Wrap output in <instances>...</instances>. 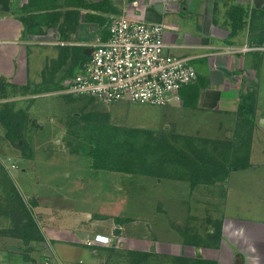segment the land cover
<instances>
[{"label": "rangeland", "instance_id": "374dc122", "mask_svg": "<svg viewBox=\"0 0 264 264\" xmlns=\"http://www.w3.org/2000/svg\"><path fill=\"white\" fill-rule=\"evenodd\" d=\"M193 65L203 74L204 67ZM263 73H253L248 80L249 88L260 93L259 108L264 111ZM47 91L50 90H44ZM24 93L10 91L7 95L18 97ZM14 101L0 102V249L10 252L19 248L17 241L8 238L13 223L2 213L11 215L15 194L10 191L17 188L36 219L43 209L54 212L62 208L54 213L60 220H68L65 223L69 230L74 224H92L94 230H100L90 232L95 237L97 232L116 233L121 224L115 220L123 221V234H119L117 242H110L115 251L123 254V262L128 255L125 253L136 246L133 240L125 241L123 237L135 238L138 233L147 243V253L161 251L151 255L145 264H188L186 260L175 261L193 252L188 245L209 243L218 247L222 239L226 249L232 244L244 256H236L234 264H264V128L260 125L255 126L252 141L245 142L236 138L240 116L202 109L197 104H104L89 96L66 95L61 90ZM259 116L264 115L256 114V119ZM114 127L140 132L139 147H150L142 148L138 155L147 158L146 170H151V175L112 172L111 163L104 164L109 168H96L102 164H96L88 151L96 148L101 130L104 135L107 131L110 134ZM13 133L20 135L19 145L11 140ZM148 133L154 135L151 143ZM230 139L237 145H251L248 168L237 164L229 166L226 173L222 170L223 175L207 174L205 170L195 177L193 169L184 171L180 167V179L177 167L166 165L161 171L158 165L156 143L160 140L168 141L172 152L182 150L196 157L201 165L202 157L190 146L199 150L204 147L210 153L218 150L216 156H222L226 150L221 142ZM73 204L75 211L70 212ZM211 233L214 239L219 235L218 240L209 237ZM83 248L87 258L88 250ZM25 252L12 254L23 257ZM23 261L22 258V264H27ZM0 264L10 262L4 257Z\"/></svg>", "mask_w": 264, "mask_h": 264}, {"label": "crops", "instance_id": "0c3cea01", "mask_svg": "<svg viewBox=\"0 0 264 264\" xmlns=\"http://www.w3.org/2000/svg\"><path fill=\"white\" fill-rule=\"evenodd\" d=\"M95 4L102 6L92 7ZM123 16L164 25L165 41L173 46L169 52L204 67L203 74L198 73L197 82L183 87L179 92L180 102L173 104H197L202 109L237 117L244 97L255 92L256 114L264 115L259 108L262 107L260 93L257 95L249 88L248 80L253 73L264 71V52L244 56L226 53L227 49L264 43V0H0V102L14 103L19 98L63 92L66 83L89 62L95 45L108 40L112 20ZM47 89L50 91L44 92ZM10 91L25 93L15 97L7 95ZM262 118L256 119L258 125ZM10 193L13 194L12 190ZM73 206L68 209L70 212L75 211ZM54 212L43 209L37 219L32 214L43 241H31L27 245L21 239L8 236L18 242L19 252H26L22 257L12 254L18 250L0 249V259L5 257L10 264L13 259L15 264H22V258L27 264H43L53 256L62 264H145L141 254L147 253V243L138 233L135 238L123 237L136 245L125 253L128 255L123 262L120 260L123 254L115 251L114 243L89 247L82 242L93 239L90 232L99 229L94 230L92 224L87 227L74 224L69 230L68 220L61 218L62 223ZM2 213L13 223L12 212L11 215ZM115 221L121 224L116 233L97 232L94 236H108L117 242L124 224ZM223 240L218 247L188 245L193 252L184 259L176 257L175 261L234 264L236 256L244 257L232 244L226 249ZM83 247L88 250L87 258ZM150 252L154 256L161 254V251ZM130 253H135V258ZM206 254L211 255L206 257Z\"/></svg>", "mask_w": 264, "mask_h": 264}, {"label": "built area", "instance_id": "2783aa9c", "mask_svg": "<svg viewBox=\"0 0 264 264\" xmlns=\"http://www.w3.org/2000/svg\"><path fill=\"white\" fill-rule=\"evenodd\" d=\"M162 24L118 17L109 26V38L95 45L83 69L69 80L63 94L89 96L104 104L119 101L150 105L179 103L180 90L198 80V71L189 58L169 52ZM264 52L262 45L227 49V54ZM86 246L107 245L108 236L84 239ZM43 264H62L48 258Z\"/></svg>", "mask_w": 264, "mask_h": 264}, {"label": "trees", "instance_id": "16d2710c", "mask_svg": "<svg viewBox=\"0 0 264 264\" xmlns=\"http://www.w3.org/2000/svg\"><path fill=\"white\" fill-rule=\"evenodd\" d=\"M101 6L102 5L95 4L92 7H101ZM255 101H256L255 92H249L244 97L243 104L240 105L239 107L238 116H240L239 117L240 123L238 125V129H236L237 130L236 138L238 139L240 137V139L245 142L246 141L248 142V140L252 141L253 131L255 129V126L258 125L256 121ZM115 129H113L112 132H110V134L107 131L105 135L102 133L101 130L97 135L96 148L88 151L89 156H92V158H94L96 164H98L97 162H100L102 164V166L100 165V167L95 165L96 168L98 169H103L104 167L109 168L110 166H105L104 164L111 163L110 169L112 172L128 173V174L146 173L148 175H151L152 174L151 170L149 171L146 170L147 169L146 166L148 165L147 158L144 155H138L139 151L142 150V148L150 147V145L148 146L144 145L142 148L139 147V145H141L139 143L140 132H137L138 130L120 131L118 128ZM148 134H149L148 136H150L148 139L152 140L150 141L151 143L154 140V135L150 133ZM10 138L13 144L19 145L20 135L16 136V134L13 133V135ZM143 144H147V142ZM156 144H157L156 150H158L156 152V158L159 167L161 166L160 168L161 171L164 170L163 167H165L166 165L169 167L175 166L179 171L177 176L182 174L179 169L180 167H182L184 171L193 169L194 175L196 177L201 173L204 174L205 170L207 174L211 173V175L212 174L223 175L221 174L222 170L226 173L229 166H232L234 168L237 164H246V166L241 167L243 169H246L248 168V166H250L249 160L251 156V145L250 144L237 145L234 139L233 140L230 139L226 143L221 142L222 145H225V150H226V153L222 156L220 155L216 156L218 150L212 151V153H210V151L204 148L203 145H202L203 148L201 150L195 148L196 146H190V148L192 149L194 147L195 150L193 152H195L196 155L202 157L201 165L197 164L196 157H193L192 155L187 154L182 150L181 153L174 151L172 152L171 144H169L168 141L160 140ZM176 151H180V150H176ZM228 154L230 155L227 158L228 159L227 161V159H224V157L228 156ZM205 156L210 158V161L208 158H205ZM220 158L222 160H220ZM179 177L180 179H182L183 176L182 177L179 176ZM12 187L15 188L14 186ZM13 193L15 194V198L12 203L13 208L11 211L13 217V228L8 234L13 238L21 239L27 245L31 241H43V235L40 232L38 225L35 222L34 217L32 216V213L28 208V205L25 204L23 198L20 196L17 189H14ZM34 204H36V202H34ZM214 236L215 234L212 233L209 234V237L213 238ZM219 237H220L219 235H216L217 240ZM201 244L210 245L209 243H201ZM130 254L132 255V259H133L134 257L133 254L135 253H130ZM141 255H143L144 260L145 259L147 260L148 257H150L151 253H144ZM194 264H213V263L207 261L200 262L198 260Z\"/></svg>", "mask_w": 264, "mask_h": 264}, {"label": "water", "instance_id": "95a60500", "mask_svg": "<svg viewBox=\"0 0 264 264\" xmlns=\"http://www.w3.org/2000/svg\"><path fill=\"white\" fill-rule=\"evenodd\" d=\"M91 51H92V49H91ZM259 125H260L262 128H264V118L260 119V121H259Z\"/></svg>", "mask_w": 264, "mask_h": 264}]
</instances>
